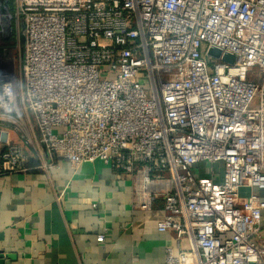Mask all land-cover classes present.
<instances>
[{
  "label": "built area",
  "instance_id": "1",
  "mask_svg": "<svg viewBox=\"0 0 264 264\" xmlns=\"http://www.w3.org/2000/svg\"><path fill=\"white\" fill-rule=\"evenodd\" d=\"M15 17L2 174L27 170L26 145L44 168L101 160L131 176L136 208L163 199L179 250L162 264H264V0H15Z\"/></svg>",
  "mask_w": 264,
  "mask_h": 264
},
{
  "label": "crops",
  "instance_id": "2",
  "mask_svg": "<svg viewBox=\"0 0 264 264\" xmlns=\"http://www.w3.org/2000/svg\"><path fill=\"white\" fill-rule=\"evenodd\" d=\"M24 149L27 170L0 173V264H162L168 247L179 250L176 232L157 227L163 199L136 208L129 174L62 157L44 168ZM252 239L264 248V219Z\"/></svg>",
  "mask_w": 264,
  "mask_h": 264
},
{
  "label": "rangeland",
  "instance_id": "3",
  "mask_svg": "<svg viewBox=\"0 0 264 264\" xmlns=\"http://www.w3.org/2000/svg\"><path fill=\"white\" fill-rule=\"evenodd\" d=\"M6 8L7 9L5 11H2V8L0 7V50H1L2 46L6 45V44L10 46L11 44H13L15 42V40H11V38H10L12 36L11 34H12L13 29H14V22H15V2H14V5L12 4V6L9 7L8 0H7ZM7 13L10 14L8 17L4 15ZM21 29L22 28L20 27V29L17 30V33H18L17 34L18 35L17 42L20 41L19 37H20ZM21 44L23 45L22 42H21ZM20 49H22V48H20ZM20 49L14 48V56H15L14 62H15V66H16L17 70L19 68V62H20V58H21V50ZM13 137H14V140L15 139L19 140L17 137V134L15 135V133H14Z\"/></svg>",
  "mask_w": 264,
  "mask_h": 264
},
{
  "label": "water",
  "instance_id": "4",
  "mask_svg": "<svg viewBox=\"0 0 264 264\" xmlns=\"http://www.w3.org/2000/svg\"><path fill=\"white\" fill-rule=\"evenodd\" d=\"M6 5L7 6V0H0V6ZM9 22V21H8ZM21 33H20V41L22 43L25 42V35H24V23H21ZM208 53L215 56V57H222L223 60L234 62L235 56L231 53L225 52L223 53L222 50L218 47L212 46L208 49ZM8 139V132L7 131H0V140L5 142ZM10 257V256H9Z\"/></svg>",
  "mask_w": 264,
  "mask_h": 264
},
{
  "label": "trees",
  "instance_id": "5",
  "mask_svg": "<svg viewBox=\"0 0 264 264\" xmlns=\"http://www.w3.org/2000/svg\"><path fill=\"white\" fill-rule=\"evenodd\" d=\"M14 2H15V0H8V5H9V7H11L12 4L14 5ZM19 29H20V24L18 23V21H17V19H16V17H15L14 29H13L12 34H11L12 36L10 37L11 40H15V42H14L13 44H11L10 46H14V45L16 44V42H17V38H18L17 30H19ZM6 45H7V44H6ZM0 173H1V170H0Z\"/></svg>",
  "mask_w": 264,
  "mask_h": 264
}]
</instances>
